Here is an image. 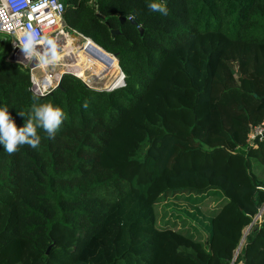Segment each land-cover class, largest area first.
Returning a JSON list of instances; mask_svg holds the SVG:
<instances>
[{"label":"trees","instance_id":"16d2710c","mask_svg":"<svg viewBox=\"0 0 264 264\" xmlns=\"http://www.w3.org/2000/svg\"><path fill=\"white\" fill-rule=\"evenodd\" d=\"M61 1L65 29L116 55L124 79L94 91L65 75L36 96L0 42L16 126L34 100L67 116L54 138L37 130V149L0 145V264H229L264 208V137L250 139L264 124V0H166L167 16L145 0ZM171 212L186 221L159 229ZM236 261L264 264V212Z\"/></svg>","mask_w":264,"mask_h":264},{"label":"clouds","instance_id":"9594fccd","mask_svg":"<svg viewBox=\"0 0 264 264\" xmlns=\"http://www.w3.org/2000/svg\"><path fill=\"white\" fill-rule=\"evenodd\" d=\"M145 6L149 12L161 16H167L169 12L166 0H145ZM41 40L44 41L42 51L37 48ZM15 46L21 50L29 64L35 60L37 62L35 65L47 67L54 66L61 60L56 42L40 36L30 26L19 33ZM18 114L26 117L23 126L19 128L10 117L8 107H0V145L3 151L9 154L16 152L23 145L37 149L41 143V136L37 130L40 129L49 139L54 138L62 122L67 119L66 113L60 107L50 103H39L36 100L27 113Z\"/></svg>","mask_w":264,"mask_h":264},{"label":"built area","instance_id":"2783aa9c","mask_svg":"<svg viewBox=\"0 0 264 264\" xmlns=\"http://www.w3.org/2000/svg\"><path fill=\"white\" fill-rule=\"evenodd\" d=\"M63 13L64 5L61 0H0V34H3L6 36V38L11 40L12 53L16 49L20 50L15 46V44L18 42V35L23 29L28 28L29 26L34 28L40 36L48 39H50L59 31L64 32L63 29H65V27L63 26L62 19ZM54 24H56L57 27L49 30ZM43 42V40L40 41L41 46L43 45ZM22 58H24L23 54L17 56V59L19 60ZM23 66L28 69L29 80L31 83L30 90L34 95L43 97L57 85L59 77L56 79L52 78L49 85L43 87L42 82L48 80L47 76H45L41 71L40 65L34 64L31 67L28 65ZM47 71L48 78H51L53 75L52 71H50L48 68ZM263 132L264 124L262 127L257 128L253 132L251 139L256 138L258 135H262ZM262 215L263 211L260 210L253 217L251 223L252 226L261 223ZM243 243L244 241L242 238L239 245L235 249L229 264H240L237 263L236 260L241 251Z\"/></svg>","mask_w":264,"mask_h":264},{"label":"bare ground","instance_id":"6f19581e","mask_svg":"<svg viewBox=\"0 0 264 264\" xmlns=\"http://www.w3.org/2000/svg\"><path fill=\"white\" fill-rule=\"evenodd\" d=\"M56 27L57 25L54 24L52 28L49 30H52ZM50 39H53L56 42L59 54L60 55L63 54V56H61L60 62H62V64H65V66L61 65L57 72L54 71L52 75L53 77L51 76V78L56 79L59 77L60 73L69 72L71 74L76 75L77 77L82 79L84 82H86L90 86H93L95 82L105 79V76L108 72H112L113 70H116V66L111 63L112 61L110 58V60L105 61L106 62L105 69L102 70L100 73H98L97 75L87 74L88 71L93 70L96 67L95 65L98 64L102 60V59L100 60V58L97 56L98 54H97V50L95 49V45L89 39L85 40L84 42L80 44L79 42L80 39L77 38L76 35L64 33L62 31L58 33L57 35L55 34V36H52ZM91 55L95 57L94 64L84 63L86 60L90 58ZM102 56L105 57L106 55L103 54ZM116 65H117L116 74L114 75L112 80L110 79L111 80L110 82L103 83V87L104 86L112 87L118 79V74L120 75V80L117 82L116 85L121 83L122 75L120 73V69L118 67L117 62H116ZM91 66L92 68H90ZM44 67L45 66L40 65L41 71L43 72L45 76H47V79L50 83L51 78H48V75H47L48 71ZM49 83L47 85H49ZM46 86L43 85V87H46Z\"/></svg>","mask_w":264,"mask_h":264},{"label":"rangeland","instance_id":"374dc122","mask_svg":"<svg viewBox=\"0 0 264 264\" xmlns=\"http://www.w3.org/2000/svg\"><path fill=\"white\" fill-rule=\"evenodd\" d=\"M63 31H64V33H69V32H67L66 29H63ZM58 33H60V31ZM58 33H56V35ZM76 37L79 38L78 36H76ZM5 38H6V36H4L3 34H0V42L4 41ZM79 42L81 44L84 41L80 39ZM95 49L97 50V54H98L97 56L100 58V60L101 59L102 60L98 64L95 65L96 67L93 70L87 72L88 75H97L102 70H104L105 69V64H106L105 61L110 60V58H111V61H112L111 63L117 67L115 60L111 56H105V57H103L102 56L103 55L102 54V51H100L96 46H95ZM61 56H63V54H61ZM94 62H95V57L93 55H91L90 58L88 60H86L84 63H89V64H92L93 63L94 64ZM61 65L65 66V64H62V62L59 61L54 66L49 65V66L44 67V68L46 70H47V68L50 69V71H52V74H53L54 71L57 72L59 70V68H60ZM90 68H92V66ZM116 72H117V69L116 70H113L112 72H108L106 74V76H105V79H103L101 81L95 82V84L93 85V87L100 88V85L103 86V83L110 82L112 80V78L114 77V75L116 74ZM119 80H120V75L118 74V79L114 83L113 86H115ZM48 83H49V81H47V82L46 81H43L42 85H45L46 86ZM251 138H252V135L250 136V139ZM253 172L257 175V177L259 179H261L264 182V171H263V169L261 167L254 166L253 167ZM208 195H214L215 196V203H217V201H218V205H221L222 204L221 202H219L221 200V196L218 193L210 192V193H208ZM181 198L182 199L189 200V201H193V202H199L204 197H191V196L185 197V196H182ZM262 211L264 212V208L262 209ZM185 221H186V219L184 217H182L181 215H178L176 213L171 212L169 218L167 219V221L164 224H162V225H157V227L159 229H169V228H172L173 226H176V225H178V224H180L182 222H185ZM251 227H252V224L243 231V241H244V239H245L246 235L248 234V232H249V230H250Z\"/></svg>","mask_w":264,"mask_h":264},{"label":"water","instance_id":"95a60500","mask_svg":"<svg viewBox=\"0 0 264 264\" xmlns=\"http://www.w3.org/2000/svg\"><path fill=\"white\" fill-rule=\"evenodd\" d=\"M125 21H126V18H120V22H121V23H123V22H125ZM129 22H130L132 25L137 26V23H136L133 19H129ZM63 26L65 27L64 22H63ZM138 31H139L140 35L143 34V29H142V28H138ZM67 32H69V34H74V35L78 36V37H79L81 40H83V41L87 40L86 38L82 37L81 35H79V34L73 32V31H70V30H68V29H67ZM111 34H112L113 36H114V35H117V34H119V31H111ZM92 43H93V42H92ZM93 44H94V43H93ZM94 45H95V44H94ZM95 46H96L97 48H99L97 45H95ZM37 48H38V50H41V51H42V46H37ZM99 49H100V51H102V53H103L104 55H106V56H111V57L117 62V64H118V61H117L116 55L106 53V52L103 51L101 48H99ZM21 54H22V52H21L20 50H17V49L14 50V51L10 54V56H9V61H11V62H19V63H21L22 65H28L29 67H31V66H33L34 64L37 63L35 60H33L32 63L29 64L24 58H22L21 60L17 59V56H19V55H21ZM120 73H121V75H122V79H121V83H120V84L115 85V86H112V87H110V86H108V87L104 86V87H103V86L100 85V88H95V87H93V86H90L89 84H87L86 82H84L82 79H80L79 77H77V76L74 75V74H71V73H69V72H62V73L59 75V79H58V83H57V85L54 87V89H52V90H51L50 92H48L47 94L49 95V94L52 93L53 90L60 88V82H61V79H62L63 76H65V75H72V76H74V77L80 79V80L82 81V83H83L88 89H91V90H94V91H111L112 89L117 88L118 86H120V85L123 83L124 76H123L121 70H120ZM263 101H264V100H263ZM261 137H264V133H263L262 135H258V136L255 138V141L259 140ZM47 253H48V251L46 252V254H47Z\"/></svg>","mask_w":264,"mask_h":264},{"label":"crops","instance_id":"0c3cea01","mask_svg":"<svg viewBox=\"0 0 264 264\" xmlns=\"http://www.w3.org/2000/svg\"><path fill=\"white\" fill-rule=\"evenodd\" d=\"M65 25V24H64Z\"/></svg>","mask_w":264,"mask_h":264}]
</instances>
